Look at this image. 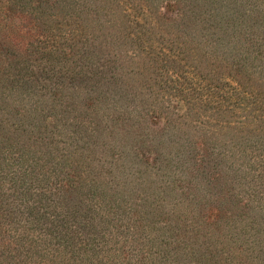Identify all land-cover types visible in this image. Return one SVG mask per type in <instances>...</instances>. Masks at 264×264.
Wrapping results in <instances>:
<instances>
[{
    "label": "rangeland",
    "instance_id": "374dc122",
    "mask_svg": "<svg viewBox=\"0 0 264 264\" xmlns=\"http://www.w3.org/2000/svg\"><path fill=\"white\" fill-rule=\"evenodd\" d=\"M42 220L60 264H264V0H0L8 246Z\"/></svg>",
    "mask_w": 264,
    "mask_h": 264
},
{
    "label": "trees",
    "instance_id": "16d2710c",
    "mask_svg": "<svg viewBox=\"0 0 264 264\" xmlns=\"http://www.w3.org/2000/svg\"><path fill=\"white\" fill-rule=\"evenodd\" d=\"M6 2H8V0H6ZM16 211L20 212L19 208H17ZM24 219L26 220V218H15V222L11 229L17 228V226L20 225ZM42 221L44 222L40 224V229L45 232L46 235L43 237L42 245L37 246V248L28 249V246L23 244L25 241H20L22 237L19 236L18 233H16V235L13 237V242L20 248V251L16 250L18 248L16 247L15 252L12 250V248L8 246L11 244V240L7 238L8 232L11 229H8L6 226H2L3 222H0V247L4 248L5 246H7L12 252L11 255L8 256L6 254H3V250H0V264H44L45 261H50L51 264H60V262H55V260L58 261L61 256H54V253L56 251L53 247L61 246L62 248H68L66 242H69L70 238H67V236H63L60 234L54 235L53 233H57L59 229L54 231V226L52 222H48V220ZM5 233L7 234V236L4 237ZM6 239L8 240V243L5 245L1 244L2 241ZM71 254H73V252H71ZM69 259L72 258L69 257Z\"/></svg>",
    "mask_w": 264,
    "mask_h": 264
}]
</instances>
